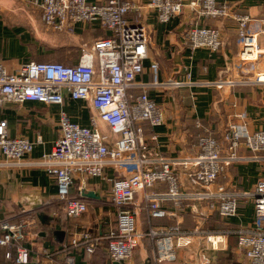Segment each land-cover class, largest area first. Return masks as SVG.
<instances>
[{
	"label": "built area",
	"instance_id": "obj_1",
	"mask_svg": "<svg viewBox=\"0 0 264 264\" xmlns=\"http://www.w3.org/2000/svg\"><path fill=\"white\" fill-rule=\"evenodd\" d=\"M39 0L46 31L74 35L75 26L97 27L107 34L80 45L76 63L28 62L9 72L0 61V108L5 103L37 102L61 106L67 97L90 106V127L71 122L60 113L59 138L49 154L33 166L42 168L54 180L56 202L66 221L74 222L87 214L83 200L89 178H105L112 170L111 206L114 226L105 236L109 264H132L135 250L144 241L151 250L148 264H172L178 251L189 249L195 240L208 246L196 255L195 264H209L207 251L220 250L223 236L205 232L203 226L213 214L222 218L237 214L239 199L253 204L252 225L235 233L236 251L246 264H264V176L246 193L228 192L216 184L219 176L241 162L237 150L259 154L264 151V130L250 134L244 125L229 124L221 140L209 135L198 138L197 152L181 158L166 159L149 147L144 127L164 122L162 109L148 96V86L137 82L148 57L150 32L143 19L148 14L165 24L178 17L188 6L197 19L232 18L236 23L235 78L220 76L210 85L217 89L258 85L264 87V19L232 13L230 6L216 0ZM186 40L192 51H218L223 45L218 29L195 24L188 28ZM153 86L182 89L191 86V75L157 82L158 65H151ZM227 73V71H225ZM197 127L199 126L196 123ZM101 125L108 129L103 133ZM155 136L151 140H155ZM36 142H40V138ZM34 143L10 138L7 123L0 121V166H20ZM76 188V196L73 191ZM142 229L138 225V218ZM187 216L192 228L182 227ZM173 219L170 226L154 227L152 221ZM36 214L21 213L16 220L0 222V249L6 260L28 264L31 250L25 243L36 233ZM30 238V239H33ZM102 238L91 228L76 231L69 246L62 245L56 256L43 250L41 255L55 264H75V252L92 256ZM14 253V254H13Z\"/></svg>",
	"mask_w": 264,
	"mask_h": 264
},
{
	"label": "crops",
	"instance_id": "obj_2",
	"mask_svg": "<svg viewBox=\"0 0 264 264\" xmlns=\"http://www.w3.org/2000/svg\"><path fill=\"white\" fill-rule=\"evenodd\" d=\"M39 0H0V61L12 72L28 62L76 63L72 59L53 58L55 44L49 43L41 23V13L34 4ZM146 2V0H139ZM227 3L232 13L246 14L254 19H264V0H216ZM185 1V5L188 4ZM153 14L144 17L143 22L150 32L151 44L148 57L143 62V73L137 78L140 84L149 85L148 96L162 109L164 122L151 128L144 127L149 147L154 148L166 159L181 158L197 152L198 138L209 135L221 140L227 126L232 123L244 125L250 134L264 130V87L258 85L237 86L233 89L217 90L210 83L220 76L235 78L240 75L236 69L239 47L236 40V23L232 18L197 19L186 6L182 13L168 23H159ZM200 24L220 31L223 45L216 52L206 49L192 51L186 40L189 27ZM67 39L90 43L107 33L97 27L82 24L75 26L74 35L59 34ZM53 40L52 42H54ZM264 50V48H261ZM70 49L60 50L67 52ZM78 52V49L76 50ZM45 56H50L47 59ZM157 63V82L181 78L185 73L191 75V86L182 89H170L153 86L154 74L151 65ZM264 64V57L261 59ZM227 71V73H225ZM64 112L71 122L81 127H90L92 115L90 106L82 101H71L67 97L63 105H43L37 102L22 104L5 103L0 108V121L7 123L10 138H23L34 143L32 152L23 157L20 166H0V222L16 220L21 213L36 214L37 224L25 243L31 250L28 264H55L41 255L43 250L56 256L62 245L69 243L76 231L91 228L101 238L96 253L86 255L84 251L75 253V264H109L106 255V232L114 226L115 210L111 206L110 182L115 173L110 169L105 178H89L83 200L88 205V212L79 220L66 221L64 213L56 202L57 188L54 180L46 175L42 168L33 166L44 155L50 153L54 142L59 138L60 113ZM196 123L199 124L197 127ZM103 133L108 129L101 125ZM155 136V140L151 137ZM40 138V142H36ZM242 161L229 167L219 176L216 184L224 185L228 192L246 193L252 191L257 181L264 176V151L255 154L243 147L237 150ZM0 154V164H3ZM76 188L73 197L76 196ZM93 194L85 197V194ZM254 218L253 204L250 199L240 198L237 214L222 218L213 214L203 226L208 233L223 236L220 250L206 253L209 264H246L236 251L238 231L252 225ZM138 225L142 216L138 218ZM174 223L173 219L152 221L154 227H166ZM182 227L192 228L190 219L185 216ZM144 241L135 250L132 264H148L151 250ZM206 245L195 240L187 250H179L177 261L172 264H187L185 251L193 252L192 262H197V253ZM201 247V248H200ZM194 248V249H193ZM198 248V250H197ZM5 250L0 249V264H7ZM14 254V253H13ZM188 254V253H187ZM181 260L183 262H181ZM185 261V262H184Z\"/></svg>",
	"mask_w": 264,
	"mask_h": 264
},
{
	"label": "rangeland",
	"instance_id": "obj_3",
	"mask_svg": "<svg viewBox=\"0 0 264 264\" xmlns=\"http://www.w3.org/2000/svg\"><path fill=\"white\" fill-rule=\"evenodd\" d=\"M46 39L48 40L49 43H53V45L55 44V47L53 48V53L50 54V55H53V58H65L68 60V59H72L76 53H77V49H79L80 45L84 42L80 41V39L78 40H75V39H67L66 37L64 38L63 36L61 35H57V34H53V33H46ZM53 40H55L54 42H52ZM259 46L261 48H264V37H261L259 39ZM70 49L69 51L67 52H61L60 50H63V49ZM48 57L50 56H45V58L47 59ZM201 248V247H200ZM194 249V248H193ZM198 250V248H197ZM195 251V250H194ZM194 251H185V258H186V263L187 264H190V262H192V258H193V253ZM197 252V251H195ZM188 253V254H187ZM184 261V262H185ZM181 262H183L181 260ZM164 264V263H163ZM167 264V263H165Z\"/></svg>",
	"mask_w": 264,
	"mask_h": 264
},
{
	"label": "water",
	"instance_id": "obj_4",
	"mask_svg": "<svg viewBox=\"0 0 264 264\" xmlns=\"http://www.w3.org/2000/svg\"><path fill=\"white\" fill-rule=\"evenodd\" d=\"M93 194L89 193V194H85V197H92ZM114 264H118V263H114Z\"/></svg>",
	"mask_w": 264,
	"mask_h": 264
},
{
	"label": "trees",
	"instance_id": "obj_5",
	"mask_svg": "<svg viewBox=\"0 0 264 264\" xmlns=\"http://www.w3.org/2000/svg\"><path fill=\"white\" fill-rule=\"evenodd\" d=\"M6 261H7V264H15L14 261H10V260H6Z\"/></svg>",
	"mask_w": 264,
	"mask_h": 264
}]
</instances>
